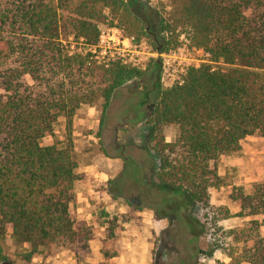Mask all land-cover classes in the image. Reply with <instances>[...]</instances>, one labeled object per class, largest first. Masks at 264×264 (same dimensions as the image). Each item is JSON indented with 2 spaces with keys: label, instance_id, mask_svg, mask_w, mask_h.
<instances>
[{
  "label": "trees",
  "instance_id": "16d2710c",
  "mask_svg": "<svg viewBox=\"0 0 264 264\" xmlns=\"http://www.w3.org/2000/svg\"><path fill=\"white\" fill-rule=\"evenodd\" d=\"M178 2L170 18L159 15L157 50L179 48L184 36L212 63L190 67L183 83L160 90L150 118L156 176L204 210L203 228L242 219L219 226L209 254L220 251L229 262L217 264H264V180L251 192L231 186L227 199L238 203L237 212L211 202L212 189L224 185L223 158L240 153L247 136L264 137V0ZM141 19L128 0H0V263L8 259L3 239L10 230L30 246L28 259L66 251L76 264H111L124 253L119 217L103 212L98 258L95 227L76 214L75 184L87 176L78 170L73 119L81 106L101 100L102 125L115 91L145 70L70 54L64 41L98 45L104 25L151 37ZM61 116L66 139L44 145ZM170 126L176 131L167 140Z\"/></svg>",
  "mask_w": 264,
  "mask_h": 264
},
{
  "label": "rangeland",
  "instance_id": "374dc122",
  "mask_svg": "<svg viewBox=\"0 0 264 264\" xmlns=\"http://www.w3.org/2000/svg\"><path fill=\"white\" fill-rule=\"evenodd\" d=\"M133 11L143 20L151 37L137 38V52L140 67L145 70L143 76L135 78L118 88L110 100L104 122L101 125V140L90 142L96 145L105 162H99L100 177H90L92 190L81 192L87 205L76 214H88L90 222L94 220L104 225L103 212L110 217L117 216L122 226L121 243L125 249L122 256L111 264H217V261L229 262V258L220 251L209 254V244L219 238V226L233 227L241 224L242 219L234 217L220 223L210 224L203 228L204 210L190 198L171 187L159 183L156 173L159 157L152 150L153 134L150 118L155 104L159 100L160 90L167 88L162 81L164 73L156 48L159 15L170 18L172 9L178 6V0H128ZM130 36L117 25L102 27V41L99 46L85 43L83 38L70 36L64 41L70 54L74 52H92L98 63L111 62L119 56L123 44H119V33ZM168 37V34H166ZM160 35L159 39L160 41ZM93 50V51H91ZM178 60L184 64L212 63L205 51L187 50L185 42L177 49ZM159 61V63H158ZM190 66V65H188ZM213 66L218 67L213 63ZM179 74L181 68L179 67ZM102 109L103 101L96 102ZM66 119L61 116L55 125L54 134L42 139L44 145L53 144L56 140L66 139ZM120 133V146L115 148L114 133ZM176 128L167 127L164 135L170 140ZM151 134V135H150ZM243 150L235 155L223 158L219 173L224 178V185L212 189L211 202L214 205L227 204L232 212H237L238 203L227 199V192L232 185H242L247 192L252 191V183L264 180V137L260 133L247 136L242 140ZM79 156V155H78ZM119 157V163L103 165L112 158ZM108 158V159H107ZM110 158V159H109ZM80 160V156H79ZM111 167V169L109 168ZM259 218H263L262 216ZM102 230V229H101ZM264 234V226H263ZM99 236L94 242V250L99 257ZM4 251L8 259L0 264H76L67 252H61L48 258L43 251L28 259L30 246L19 244L10 230L3 239ZM67 260V261H64Z\"/></svg>",
  "mask_w": 264,
  "mask_h": 264
},
{
  "label": "crops",
  "instance_id": "0c3cea01",
  "mask_svg": "<svg viewBox=\"0 0 264 264\" xmlns=\"http://www.w3.org/2000/svg\"><path fill=\"white\" fill-rule=\"evenodd\" d=\"M101 115H102V109L101 107L96 103L94 105H83L81 106L74 119H73V130L72 135L74 138L75 148L80 156L79 160V172L86 174L87 178L83 181H78L75 184V191L77 195V204L79 205V209L81 210L83 205L87 203V198L83 199L79 195V190L81 192H87L89 190H92V185L90 183V177L93 175L96 178L100 177V174L102 171L98 169L100 160L105 162V159L99 155L100 152H97L96 150H99V147L96 149L97 142L99 143V140H101ZM114 142H115V148L120 146V133L118 130V133H114ZM251 136V135H250ZM91 139H94L96 141V145L93 146L90 142ZM108 159V158H107ZM110 159V158H109ZM119 157L112 158L108 163L106 162L103 167L107 168L109 165H113L115 161H119ZM111 169V167H109ZM106 176L108 173H104ZM87 205V204H86ZM88 214H83V212L78 214L79 218H85L88 220L89 223L93 224L96 230L97 236L100 238L104 237V229L105 224L102 226L100 223L90 222V217L87 216ZM102 229V230H101ZM122 232V231H121ZM66 252V251H64ZM63 253V252H62ZM61 253V254H62ZM68 253V252H67ZM69 254V253H68ZM122 255L119 257L113 258L111 261H116L119 259ZM64 261H67L64 259Z\"/></svg>",
  "mask_w": 264,
  "mask_h": 264
},
{
  "label": "built area",
  "instance_id": "2783aa9c",
  "mask_svg": "<svg viewBox=\"0 0 264 264\" xmlns=\"http://www.w3.org/2000/svg\"><path fill=\"white\" fill-rule=\"evenodd\" d=\"M114 29L116 30L117 33L120 34V36L118 37V41H119L118 43L123 44L125 48H122L121 51H124V52H119L118 53L119 56H117V58L113 60H121L124 63H130V64L140 67L141 62H139L138 59L134 56V53L137 52V44H136L135 36L134 35L124 36L120 29L118 28H114ZM102 37L103 35L101 33V36H100L101 41H102ZM181 39L182 41L185 42L187 46V50L192 48L194 51H199V52L205 51L203 48L190 46L189 41L184 36H181ZM94 46L98 47L99 43L98 45H94ZM177 49L180 50V47ZM177 49L171 50L169 52H163V53L158 52V55H160L163 58V60H161L163 70H164L162 81H164V83L167 84L168 87L174 84L183 83L184 76L187 73L188 69L192 66H196V67L199 66V64H191V63L184 64L183 62L179 61L177 58L178 57ZM90 53H91V57H93L92 52ZM108 63L109 62H106L105 64H108ZM179 67L181 68L182 74L178 73Z\"/></svg>",
  "mask_w": 264,
  "mask_h": 264
}]
</instances>
